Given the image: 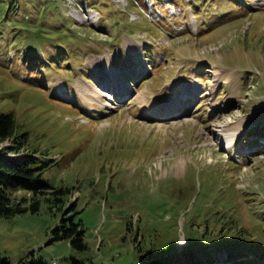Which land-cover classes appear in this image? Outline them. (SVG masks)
I'll list each match as a JSON object with an SVG mask.
<instances>
[{
	"label": "rangeland",
	"instance_id": "1",
	"mask_svg": "<svg viewBox=\"0 0 264 264\" xmlns=\"http://www.w3.org/2000/svg\"><path fill=\"white\" fill-rule=\"evenodd\" d=\"M238 1L0 0V111L30 136L6 155L46 151L76 203L0 215V257L264 264V0Z\"/></svg>",
	"mask_w": 264,
	"mask_h": 264
},
{
	"label": "trees",
	"instance_id": "2",
	"mask_svg": "<svg viewBox=\"0 0 264 264\" xmlns=\"http://www.w3.org/2000/svg\"><path fill=\"white\" fill-rule=\"evenodd\" d=\"M229 2L240 5L238 0H229ZM29 139L30 136L27 130L18 129L14 113L1 110L0 144H4V146L0 149V215H11L27 210L38 211L42 199L50 201L52 209L57 208L68 211L75 208V200L67 201V196L72 192V187L66 185L55 186L44 180L43 167L51 163L50 159L47 158L46 151H41L35 145L30 147L24 155H6L11 151L20 152L30 143ZM20 186L26 187L30 195L13 197L10 188ZM80 224L81 222L74 221L71 216H62L58 227L54 229V237L69 238L74 247L86 249L88 243L84 238V228ZM251 259L253 258L249 257L246 260ZM74 260L79 264H84L78 259ZM0 264H11V261L7 256H2L0 257ZM18 264H46V260L42 256L30 255L23 257ZM146 264L164 263L161 258L156 257Z\"/></svg>",
	"mask_w": 264,
	"mask_h": 264
},
{
	"label": "bare ground",
	"instance_id": "3",
	"mask_svg": "<svg viewBox=\"0 0 264 264\" xmlns=\"http://www.w3.org/2000/svg\"><path fill=\"white\" fill-rule=\"evenodd\" d=\"M62 95L64 96V94H62ZM101 95H102V96H106L107 93H106V92H104V93L102 92ZM234 141H235V138H232V139H231V138H228V139L224 140L226 146H228V147L234 145ZM181 166H182V165H181ZM53 263H55V261H54Z\"/></svg>",
	"mask_w": 264,
	"mask_h": 264
},
{
	"label": "built area",
	"instance_id": "4",
	"mask_svg": "<svg viewBox=\"0 0 264 264\" xmlns=\"http://www.w3.org/2000/svg\"><path fill=\"white\" fill-rule=\"evenodd\" d=\"M54 264H58V260L57 259H55V263Z\"/></svg>",
	"mask_w": 264,
	"mask_h": 264
}]
</instances>
